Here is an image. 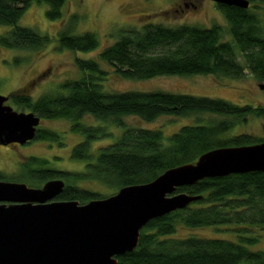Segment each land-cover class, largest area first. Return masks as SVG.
I'll return each instance as SVG.
<instances>
[{
  "label": "trees",
  "instance_id": "obj_1",
  "mask_svg": "<svg viewBox=\"0 0 264 264\" xmlns=\"http://www.w3.org/2000/svg\"><path fill=\"white\" fill-rule=\"evenodd\" d=\"M250 6L218 4L229 24L231 40L223 38L220 24L211 27L182 24L167 26L145 23L125 29L119 39L100 52V58L127 79L145 80L163 75H214L241 79L249 71L264 81V13ZM47 3V17H63L67 0H0V25L10 30L0 34V46L10 49L43 50L51 37L19 24L34 3ZM77 17L73 16L72 21ZM60 48L92 51L99 46L93 32L59 33ZM82 71L78 79L67 80L56 94L33 100L19 91L14 97L21 108L42 119L67 118L73 130L85 135L72 150V157L86 162L85 168L67 171L48 166V161L32 158L20 164L15 175L0 170L1 180L26 182L41 187L55 178L66 181L57 199L86 203L105 195L82 183L103 184L114 192L127 185L152 181L169 168L195 162L203 153L218 147L241 146L264 141V136L231 134L251 117L264 118V105H239L223 98H212L167 91L107 92L103 81L108 72L96 59H78ZM210 113L224 119L200 125H185L170 136L162 129L131 128L123 117L135 116L152 122L162 115L188 116ZM85 115L124 126L114 142L92 151V143L111 136L106 126H89ZM37 139L58 141L60 135L39 129ZM202 197L187 208L152 219L141 231L138 247L118 256L117 264H264V250H252L245 243L258 241L255 227H264V172L235 173L206 178L180 187ZM226 227L236 237L190 234L179 236L182 228Z\"/></svg>",
  "mask_w": 264,
  "mask_h": 264
},
{
  "label": "rangeland",
  "instance_id": "obj_2",
  "mask_svg": "<svg viewBox=\"0 0 264 264\" xmlns=\"http://www.w3.org/2000/svg\"><path fill=\"white\" fill-rule=\"evenodd\" d=\"M254 5V7H253ZM252 10L264 13V4H252ZM48 4L34 2L24 13L19 24L35 29L51 37L43 50L10 49L0 46V94L15 97L19 91L29 94L33 100L43 95H56L67 80L78 79L82 71L77 65L78 59H96L108 72L103 81L107 92L167 91L178 94H192L212 98H223L239 105H264V81L258 80L249 71L241 79L217 77L214 75H163L151 79H127L116 69L100 58V52L115 43L125 29L141 28L143 24L153 22L167 26L182 24L211 27L220 24L223 38L231 40L229 24L212 0H67L63 7V17L51 20L47 17ZM76 16V21H72ZM10 26L0 25V34L10 30ZM70 29L74 34L93 32L99 39V46L92 51H72L60 48L59 33ZM14 100V99H13ZM14 100L8 102L17 111H29L18 106ZM224 116L197 113L188 116L162 115L152 122L139 117H123L124 123L131 128L162 129L170 136L185 125H200L219 121ZM82 122L89 126H106L111 136L92 143V151L116 141L124 132V126L112 121L98 120L85 115ZM74 123L67 118L43 119L41 128L60 135V140L37 139L20 145L18 148L0 146V170L5 174H16L20 164L38 158L48 161V166L78 171L85 168L86 162L72 157L73 148L84 140L85 135L73 130ZM231 134L249 133L264 136V118L251 117L247 123L238 125ZM23 162V163H22ZM105 197L114 192L109 186L94 183H82ZM258 236L254 244L245 243L252 250H264V227L253 228ZM219 235L235 238L236 234L226 227H208L198 229L182 228L177 235Z\"/></svg>",
  "mask_w": 264,
  "mask_h": 264
},
{
  "label": "water",
  "instance_id": "obj_3",
  "mask_svg": "<svg viewBox=\"0 0 264 264\" xmlns=\"http://www.w3.org/2000/svg\"><path fill=\"white\" fill-rule=\"evenodd\" d=\"M212 1L250 6L249 0ZM8 100L0 94V145H24L35 139L43 119L33 111L15 110ZM254 171L264 172V141L211 149L152 181L86 203L57 199L66 188L62 178L41 187L0 179V264H117L118 256L138 247L152 219L202 197L178 188Z\"/></svg>",
  "mask_w": 264,
  "mask_h": 264
},
{
  "label": "flooded vegetation",
  "instance_id": "obj_4",
  "mask_svg": "<svg viewBox=\"0 0 264 264\" xmlns=\"http://www.w3.org/2000/svg\"><path fill=\"white\" fill-rule=\"evenodd\" d=\"M29 95V94H28ZM30 96V95H29ZM14 96H13V94H11L10 96H9V100H8V102H13L14 100ZM41 125H42V123H41ZM41 125H40V127L38 128V130L41 128ZM37 133H38V131H37ZM37 136V135H36ZM31 142H33V141H30V142H28V143H31ZM28 143H26V144H28ZM21 144H18V143H12V144H10V145H8L7 146V148H18L19 146H20ZM25 145V144H24ZM1 146V145H0ZM59 200V199H58Z\"/></svg>",
  "mask_w": 264,
  "mask_h": 264
}]
</instances>
